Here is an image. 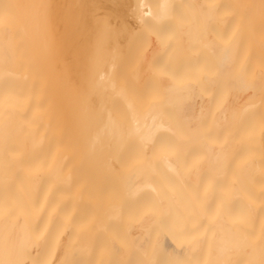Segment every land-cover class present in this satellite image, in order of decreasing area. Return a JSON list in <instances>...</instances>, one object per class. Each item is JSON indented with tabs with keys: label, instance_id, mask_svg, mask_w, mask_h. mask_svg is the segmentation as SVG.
Listing matches in <instances>:
<instances>
[{
	"label": "bare ground",
	"instance_id": "1",
	"mask_svg": "<svg viewBox=\"0 0 264 264\" xmlns=\"http://www.w3.org/2000/svg\"><path fill=\"white\" fill-rule=\"evenodd\" d=\"M0 264H264V0H0Z\"/></svg>",
	"mask_w": 264,
	"mask_h": 264
}]
</instances>
